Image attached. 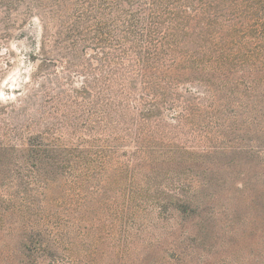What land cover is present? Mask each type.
<instances>
[{
  "label": "trees",
  "instance_id": "16d2710c",
  "mask_svg": "<svg viewBox=\"0 0 264 264\" xmlns=\"http://www.w3.org/2000/svg\"><path fill=\"white\" fill-rule=\"evenodd\" d=\"M0 9L13 22L37 13L28 58L40 65L23 98L0 103V155L25 152L44 172L33 184L110 173L106 184L131 189L141 172L173 174L196 139L224 126L264 156V0H0ZM186 190L167 189L178 209L191 203Z\"/></svg>",
  "mask_w": 264,
  "mask_h": 264
},
{
  "label": "rangeland",
  "instance_id": "374dc122",
  "mask_svg": "<svg viewBox=\"0 0 264 264\" xmlns=\"http://www.w3.org/2000/svg\"><path fill=\"white\" fill-rule=\"evenodd\" d=\"M36 15L13 22L0 9L2 105L24 97L22 85L40 65L28 58ZM193 146L182 165L170 166L173 174L141 172L131 189L106 184L110 173L44 189L33 184L44 172L25 152L0 155V264H255L264 241V156L225 126ZM178 181L192 198L180 210L167 191Z\"/></svg>",
  "mask_w": 264,
  "mask_h": 264
}]
</instances>
